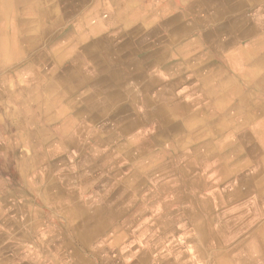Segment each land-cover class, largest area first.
I'll return each instance as SVG.
<instances>
[{
  "label": "crops",
  "instance_id": "0c3cea01",
  "mask_svg": "<svg viewBox=\"0 0 264 264\" xmlns=\"http://www.w3.org/2000/svg\"><path fill=\"white\" fill-rule=\"evenodd\" d=\"M0 20V264H197L196 197L264 166V0H0Z\"/></svg>",
  "mask_w": 264,
  "mask_h": 264
},
{
  "label": "bare ground",
  "instance_id": "6f19581e",
  "mask_svg": "<svg viewBox=\"0 0 264 264\" xmlns=\"http://www.w3.org/2000/svg\"><path fill=\"white\" fill-rule=\"evenodd\" d=\"M5 36H6V33H5ZM222 164H223L222 167L217 169L218 173H216V176H218V178L227 177L231 173L229 169V164H227V162L226 164L225 163H222ZM259 169L261 170V173L259 171H255L253 172V174H250L247 178L243 179L242 180L243 182L239 181L237 182V184L235 183L234 185L236 186L234 187V189L236 188L237 191H233L230 193L228 192L227 194L223 193L224 195H220L219 193L216 194L215 197L218 202L217 208H214L212 206L209 207L207 205L206 200H204L203 198L199 196L196 197L195 201L198 204V206L199 205L204 206L201 209H194L190 211L192 215L191 218H192V225H193L192 234L194 236L193 239L196 241V242H193L192 246H190V250L194 253L197 264L206 263L207 257L202 255L204 250L205 251L208 250L207 254L209 253V251L211 253H216V252L218 253V254H215L214 256L211 254L214 258L213 257H211V259L208 258V260H210L212 264H264V199L261 195V194H264V177H261V174L264 173L263 172L264 166H260ZM194 185H196V183H194ZM246 187H248L250 191L248 194H240L238 192L240 188L244 189ZM253 189L254 190L258 189L257 191L255 190L257 193L255 194L251 193V192H255ZM61 200L64 201L63 199ZM200 214L202 215L205 214L204 220L206 219V224L200 223V220L198 219ZM149 247H150V244L148 245V248ZM170 247L171 245L168 246L166 244L163 245L161 243V246L157 247L158 250L154 248L149 249L147 253H149L150 255L149 257L151 258V255L156 256L157 251L159 252V251L171 250ZM147 253L145 254V256L147 255ZM166 254L167 252L163 254L162 258H159V257L155 258L154 262H156L157 264V262L161 263V261L164 260L162 263L163 264L167 263L168 258Z\"/></svg>",
  "mask_w": 264,
  "mask_h": 264
}]
</instances>
